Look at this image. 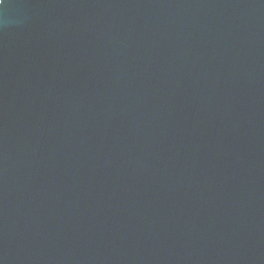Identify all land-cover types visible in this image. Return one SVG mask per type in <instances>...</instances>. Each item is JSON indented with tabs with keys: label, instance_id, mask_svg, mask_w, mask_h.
Masks as SVG:
<instances>
[{
	"label": "water",
	"instance_id": "obj_1",
	"mask_svg": "<svg viewBox=\"0 0 264 264\" xmlns=\"http://www.w3.org/2000/svg\"><path fill=\"white\" fill-rule=\"evenodd\" d=\"M0 264H264V0H0Z\"/></svg>",
	"mask_w": 264,
	"mask_h": 264
}]
</instances>
